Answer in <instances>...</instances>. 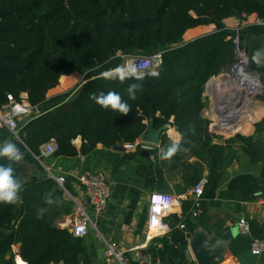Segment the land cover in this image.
I'll return each mask as SVG.
<instances>
[{"label": "trees", "instance_id": "16d2710c", "mask_svg": "<svg viewBox=\"0 0 264 264\" xmlns=\"http://www.w3.org/2000/svg\"><path fill=\"white\" fill-rule=\"evenodd\" d=\"M251 15L264 21V0H0V105L12 95L41 112L25 126L20 123L22 143L16 144L25 153L24 161L41 176L22 186L16 203H0V264H15L14 246L27 264H93L86 240L55 225L62 214L73 212L75 204L37 160L43 161L42 148L52 141L59 146L53 157L83 155L90 161L100 153L98 145L111 150L135 143L151 124L155 129L174 127L183 136L180 146L198 160L190 164L196 182L208 172L196 217H206L211 205L233 204L239 213L243 204L264 200V119L254 136L237 134L225 140L210 131V122L202 117L206 87L214 86L215 78L235 61V39L243 43L249 34L264 35V25L237 32L224 21ZM203 25H215L216 31L183 43L189 29ZM158 53L163 63L157 76L124 82L102 76L122 65L124 57ZM74 72L84 76L83 83L47 100L60 78ZM261 81L264 86V74ZM133 83L143 85L134 101L126 91ZM108 91L118 92L132 110L116 114L89 99L90 93ZM78 138L80 150L74 144ZM166 143L164 137L161 146ZM238 150L250 164L261 165L260 173H240L220 190ZM65 186L73 194L68 182ZM46 194L52 205L45 203ZM182 206L187 221L197 210L196 202L187 200ZM41 208L49 210L38 218ZM181 222L177 217L170 222L171 232L177 233L172 245L166 244L171 254L187 245ZM249 224L251 236L239 235L229 246L230 256L250 252L253 240H264V224L256 219Z\"/></svg>", "mask_w": 264, "mask_h": 264}, {"label": "crops", "instance_id": "0c3cea01", "mask_svg": "<svg viewBox=\"0 0 264 264\" xmlns=\"http://www.w3.org/2000/svg\"><path fill=\"white\" fill-rule=\"evenodd\" d=\"M224 24L226 28L231 30L250 25H262L256 15L248 16L245 19L231 17L226 19ZM215 31V25H203L189 29L184 35L183 43L212 34ZM241 45L245 47V41ZM263 74L264 72L261 76ZM83 79L84 76L78 72L63 75L59 84L48 92L47 100L73 91L83 83ZM212 90V86L206 87L203 94L206 107L202 111V117L205 120L208 118L210 102L213 99ZM263 95L258 97L251 118L242 122V128H238L234 132L225 131L221 134L225 140L233 138L237 134L243 137L254 136L256 125L264 119ZM244 127L249 129L244 131ZM164 137L168 138V143L163 147L161 142ZM10 139L0 135V141H10ZM173 140H179L181 145L183 136L174 127L166 126L160 144L151 151L149 156L144 155L143 151L138 154L137 152L128 153L115 149L104 150L101 145H98L97 150L100 153L90 161L87 156L80 155L75 159L44 157L43 161L40 162L45 171L46 168H50L55 173L66 177L73 193L70 194L82 203L96 224L98 231L92 230L83 237L86 240L87 250L93 264H118L116 260L104 257V240L117 242L119 248L124 251L143 245L145 246L144 253L152 258L153 264H197L196 261L188 262L185 254L180 252V249L185 246L179 247L175 254L166 250L167 243L169 246L172 245L171 237H177L175 231L163 237H157L154 232H150L148 227L149 199L151 194L155 192L169 194L177 199V203L166 221L170 224L175 217L182 220L179 229L185 232L186 246H189L196 232H203L208 240L232 232L231 244L242 234L238 225L241 216H245L248 221L256 219L264 224V207L258 201L243 204L242 212L239 213L236 212L233 204L211 205L206 217L201 218L192 215L186 221L182 203L187 200L194 201L189 192L203 177L207 176L208 172L204 171L201 179L196 182L194 170L193 168L190 169V166H193L198 160L194 156L190 157L189 150L182 147L172 158L162 160L160 158L161 151L166 149ZM74 144L80 150L82 147L81 139L75 140ZM22 166L23 171L19 174L18 179L23 183L22 186L33 178L41 176L34 166L29 165L24 160ZM59 169L61 171H58ZM99 169L108 174L112 192L108 209L102 215L96 214L88 204L81 183L83 176ZM260 170V164H250L248 159L238 150L236 159L227 168L226 175L221 181L220 190H225L234 176L240 173L258 175ZM65 195L66 198L71 199L70 196ZM72 214L73 212L69 215L62 214L55 225L61 229H69ZM261 241L264 242V240ZM127 255L132 256L130 253ZM215 264H264V253L257 257L253 256L251 252H247L234 257L230 256L227 250L224 258Z\"/></svg>", "mask_w": 264, "mask_h": 264}, {"label": "built area", "instance_id": "2783aa9c", "mask_svg": "<svg viewBox=\"0 0 264 264\" xmlns=\"http://www.w3.org/2000/svg\"><path fill=\"white\" fill-rule=\"evenodd\" d=\"M263 25V24H262ZM241 28H237L239 32ZM236 57L228 71L218 78L216 86H212L213 99L210 102V110L207 120L210 122V131L218 132L220 135L225 131H236L243 121L250 118L257 98L264 94V86L261 81V74H257L249 67L248 52L241 45L239 38L235 39ZM126 58V57H125ZM133 61L139 67L143 77L146 75L157 76L163 63V54L158 53L150 57H127L126 62ZM222 82V83H221ZM221 83V84H220ZM220 84V85H219ZM24 97V96H23ZM8 102L0 105V133L10 128V137L21 142L19 136L20 123L24 119L32 120L41 115L37 107L31 106L28 102H18L12 95L7 96ZM233 134V133H232ZM158 145H153L141 140L125 144L124 149L128 153L137 151L154 150ZM59 150L54 141L46 144L41 151L42 157L53 156ZM37 160L41 161V157ZM50 178H53L64 190L65 194L71 197L75 204L69 230L75 237L83 238L90 231L97 230L89 212L74 196L67 190L65 184L67 179L62 174H57L50 168H46ZM58 171H61L60 169ZM84 188V195L90 207L96 214L102 215L108 209L111 200V183L108 174L104 170L90 172L81 178ZM207 177H203L196 186L190 190V195L196 202L197 210L193 216L200 214V202L204 188L207 185ZM264 207V200L258 201ZM148 227L157 237H163L172 231L171 225L166 221L177 199L169 194L155 192L149 199ZM239 228L243 235L251 236L249 221L241 216L238 221ZM104 257L114 259L118 264H153L152 258L144 253L145 246H137L130 250H121L115 241L104 240ZM251 254L261 256L264 253V242L255 239L251 244ZM127 253L132 254L128 256ZM15 264H26L20 257L19 246L13 247Z\"/></svg>", "mask_w": 264, "mask_h": 264}, {"label": "clouds", "instance_id": "9594fccd", "mask_svg": "<svg viewBox=\"0 0 264 264\" xmlns=\"http://www.w3.org/2000/svg\"><path fill=\"white\" fill-rule=\"evenodd\" d=\"M264 55V50H257L252 54L253 62H258L257 58ZM103 78L110 80H119L124 82L129 79H142L143 74L139 67L133 61H128L125 64L118 65L113 69L102 73ZM127 95L129 100H135L137 98V92L143 91V85L139 83L130 84L127 88ZM89 99L93 100L102 109L111 110L113 113L127 115L132 106L124 100L122 96L115 91H108L107 93L100 92L99 94L93 92L89 94ZM10 132L11 129L9 128ZM181 150L179 140H173L166 149H163L160 153L162 160L172 158L178 151ZM25 153L17 146L16 143L9 142L7 140L0 141V157L7 158L10 162H23ZM22 182L14 177V168L12 163L7 166L0 165V203L14 204L20 198V192L22 190ZM45 203L52 205L53 200L50 194H46ZM48 208H41L38 210V218H43Z\"/></svg>", "mask_w": 264, "mask_h": 264}, {"label": "water", "instance_id": "95a60500", "mask_svg": "<svg viewBox=\"0 0 264 264\" xmlns=\"http://www.w3.org/2000/svg\"><path fill=\"white\" fill-rule=\"evenodd\" d=\"M259 23L264 25V21L259 19ZM245 49L249 56V67L252 71L257 74H262L264 72V55L257 58L258 62H253L252 54L257 50H264V35L261 37H253L252 35H247L245 40ZM30 120L24 119L21 123L25 126ZM165 127L160 129H155L151 124L142 137V141L159 145L161 138L165 133ZM0 135L3 138L10 139V133L7 130H3ZM22 143V141H21ZM117 151H125L123 146H116L113 148ZM144 155H151V151H143ZM12 163L14 168V177L19 179V174L23 171L22 162H10L5 157H0V165L7 166ZM71 232V230H69ZM232 238V232H227L221 236L212 238L208 240L203 232H196L193 239L189 243V246L182 247L180 252L185 254L188 262L196 261L197 264H215L224 258L225 253L229 249L230 241Z\"/></svg>", "mask_w": 264, "mask_h": 264}, {"label": "rangeland", "instance_id": "374dc122", "mask_svg": "<svg viewBox=\"0 0 264 264\" xmlns=\"http://www.w3.org/2000/svg\"><path fill=\"white\" fill-rule=\"evenodd\" d=\"M126 58H127V57H126ZM126 58L124 57L125 62H126ZM125 62H124L123 64H125ZM218 78H219V77H217L216 79L218 80ZM214 80H215V79H214ZM216 82H217V81H216ZM215 84H216V83H215ZM214 86H215V85H214ZM257 99H258V98H257ZM247 128H248V127H245L244 130L247 129ZM9 142L17 143V142H20V141H19L18 139H16V138H11ZM123 147H124V146H123ZM69 200L72 201V199H69ZM72 202H73V201H72Z\"/></svg>", "mask_w": 264, "mask_h": 264}, {"label": "bare ground", "instance_id": "6f19581e", "mask_svg": "<svg viewBox=\"0 0 264 264\" xmlns=\"http://www.w3.org/2000/svg\"><path fill=\"white\" fill-rule=\"evenodd\" d=\"M216 81H217V82H215V83H216V84H215V86H216V85H217V83H218V80H216ZM221 83H222V82H221ZM221 83H220V84H221ZM220 84H219V85H220Z\"/></svg>", "mask_w": 264, "mask_h": 264}]
</instances>
